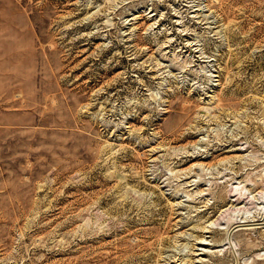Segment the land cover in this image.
Listing matches in <instances>:
<instances>
[{
    "label": "rangeland",
    "instance_id": "rangeland-1",
    "mask_svg": "<svg viewBox=\"0 0 264 264\" xmlns=\"http://www.w3.org/2000/svg\"><path fill=\"white\" fill-rule=\"evenodd\" d=\"M0 264H264V0H0Z\"/></svg>",
    "mask_w": 264,
    "mask_h": 264
},
{
    "label": "bare ground",
    "instance_id": "bare-ground-1",
    "mask_svg": "<svg viewBox=\"0 0 264 264\" xmlns=\"http://www.w3.org/2000/svg\"><path fill=\"white\" fill-rule=\"evenodd\" d=\"M236 224H237V225H243V224H248V223H242V222L238 221V222H236ZM227 244L230 246L231 249L233 248V247H232V243H231L230 240H228V243H227Z\"/></svg>",
    "mask_w": 264,
    "mask_h": 264
}]
</instances>
